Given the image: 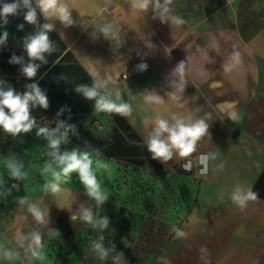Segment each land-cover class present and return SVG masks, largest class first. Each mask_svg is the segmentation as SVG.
Segmentation results:
<instances>
[{
	"label": "crops",
	"instance_id": "0c3cea01",
	"mask_svg": "<svg viewBox=\"0 0 264 264\" xmlns=\"http://www.w3.org/2000/svg\"><path fill=\"white\" fill-rule=\"evenodd\" d=\"M67 4L74 24L64 27L55 22L50 37L57 51L47 57L34 80L25 78L19 65L8 63L13 53L26 58L22 38L34 26L24 21L23 13L9 16V23L0 26V35L9 33L0 46V80L21 92L25 84L39 81L49 108L37 107L32 116L52 126L57 119L67 120L79 132V139L71 137L73 147L82 148L87 142L100 149L104 166L94 167L109 194L132 170L163 174L170 182L166 191L170 188L175 195L166 196L162 211L133 218L137 228L127 238L128 247L118 251L128 264H162L160 257L171 264H264V0H171V14L185 20L173 28L153 19L151 9L133 8L132 0H67ZM19 24H24L22 31ZM107 25L118 31V38L100 31ZM56 59L59 63L53 66ZM138 59L148 64L147 70L121 79V72ZM180 61L185 62V73L172 88L170 74ZM61 73L67 80L59 79ZM94 77L119 88L134 109L132 117L95 112L92 102L74 91L79 84H91ZM145 90H155L164 103L146 101ZM170 92L173 95H167ZM227 105L233 108L222 110ZM63 107L70 113L57 117ZM228 111H236L239 119L231 121ZM156 112L207 116L211 140L205 137L193 156L195 161L201 152L218 154L206 176L195 175L196 167L185 172L180 167L184 161L162 164L151 158L141 121ZM26 166L29 176L20 182V190L0 197V241H13L18 233L40 227L46 247L56 233L50 229L73 224L66 209L75 211L88 197L75 174L71 182L62 183L60 193L46 194L43 185L52 176L45 163ZM2 177L8 184L12 181L8 174ZM236 185L251 186L259 199L241 211L231 200ZM25 195L49 212L47 226H38L26 208L17 205L15 198ZM189 215L191 220L185 223ZM173 225L187 238H176ZM201 247L208 251L204 259Z\"/></svg>",
	"mask_w": 264,
	"mask_h": 264
},
{
	"label": "clouds",
	"instance_id": "9594fccd",
	"mask_svg": "<svg viewBox=\"0 0 264 264\" xmlns=\"http://www.w3.org/2000/svg\"><path fill=\"white\" fill-rule=\"evenodd\" d=\"M171 0H132V7L147 12H153V19L158 18L162 23H168L171 28L180 27L185 24V20L177 15H172L168 5ZM23 13L24 21L34 26V31L22 38L23 51L25 55L13 53L8 61L9 64L19 65L21 74L28 80H34L38 70L42 65L48 63L47 57L57 51L55 42L51 39L50 33L56 30V21L64 27L72 26L74 20L69 10L67 0H0V26L9 23V16H18ZM43 21V22H42ZM18 30L24 29V24L17 25ZM106 36L113 39L118 38V31L111 25L100 29ZM9 33L5 30L0 35V46L7 42ZM239 53H234L238 57ZM59 60L53 62V66ZM148 65L141 63L137 65L139 71H146ZM185 73V62L180 61L170 74L171 87L177 84V78H182ZM60 80H67L61 73ZM74 91L83 99L92 102L95 112L116 114L121 117L130 118L133 115V107L123 99L119 88L113 89L108 86V81L93 78L91 84H79ZM144 99L157 105L163 104L164 99L155 90H145ZM167 95H173L172 92ZM48 109L49 100L47 94L39 86V81L24 85V91H18L14 86L6 81L0 80V130L15 138L21 134H28L35 130L37 137L42 138L45 143V171L50 172L52 179L45 182L43 191L48 194H58L62 191V183H69L73 174L76 175L82 185L88 202L80 203L75 211L69 208V220L73 224L81 222L90 226L91 229L100 233L95 239L90 241L89 252L101 262L110 261L111 264H128L122 251H117L112 243L105 246V235L109 229L110 219L106 215H101L100 210L109 200L108 191L102 186V181L98 178L95 165L104 166L100 160L101 151L93 148L85 142L84 147H63L71 143V137L79 139L77 126L68 123L67 120L57 119L55 127L38 124L32 116L35 108ZM232 109L233 105L222 106V110ZM70 109L61 108L57 112V117ZM199 111V109H197ZM227 117L231 121L239 119L236 111H228ZM71 120V115L68 116ZM144 135V147L153 160L162 164L169 161L180 163V167L185 172H192L197 176H206L209 172L210 161L217 159V153L201 152L196 160L194 154L198 152L199 145L205 137L211 140L209 132L210 124L207 116L196 117L192 113L184 114L174 112L171 115H164L156 112L145 116L141 121ZM222 168L223 165H218ZM4 168L9 179L17 183L8 185L0 176V197L7 198L12 195L13 190H20V182L27 180L29 172L25 161L18 154H9L4 157ZM259 199V193L251 186L236 185L232 190L231 200L241 211L247 208L249 202ZM15 202L21 208H26L38 226H47L50 222L49 212H46L38 204L32 202L28 196H17ZM55 231L60 235L58 230ZM114 231V230H113ZM176 238H187L181 228L172 226ZM128 247L127 239L121 241ZM44 234L40 227L31 228L27 232L18 233L13 241H0V262L4 264H29L30 261H44ZM201 258L208 256L206 248L199 249ZM162 264H171L164 257L158 258Z\"/></svg>",
	"mask_w": 264,
	"mask_h": 264
},
{
	"label": "rangeland",
	"instance_id": "374dc122",
	"mask_svg": "<svg viewBox=\"0 0 264 264\" xmlns=\"http://www.w3.org/2000/svg\"><path fill=\"white\" fill-rule=\"evenodd\" d=\"M38 122V121H37ZM38 124H42L38 122ZM49 127H54L48 125ZM45 141L35 134V130L28 134H21L15 138L0 130V176L7 174L4 168V157L18 154L25 163H45ZM72 148L71 144L66 146ZM124 180L109 194V200L100 210L101 215L110 219L109 229L104 233L105 246L115 244L117 251L124 246L122 238H128L137 226L132 223L133 218L156 214L164 208L166 196H174L170 188L166 191L165 175H151L132 170L127 172ZM166 182V183H165ZM126 185V190L122 185ZM168 184V185H169ZM169 192V193H167ZM164 201V202H163ZM163 203V204H162ZM162 204V205H161ZM185 217V223L191 220ZM131 221L127 222V219ZM60 235L54 237L45 247L46 260L37 264H111L110 261L101 262L89 252L90 241L100 233L94 231L87 224H72L57 229ZM114 230V231H113Z\"/></svg>",
	"mask_w": 264,
	"mask_h": 264
},
{
	"label": "built area",
	"instance_id": "2783aa9c",
	"mask_svg": "<svg viewBox=\"0 0 264 264\" xmlns=\"http://www.w3.org/2000/svg\"><path fill=\"white\" fill-rule=\"evenodd\" d=\"M141 63H146L145 61H143V60H140V59H138V60H136V61H134V62H132L131 64H129L122 72H121V74H120V78L121 79H125V78H128V77H130V76H132V75H134V74H138V73H141V72H143V71H139L138 69H137V65H139V64H141ZM147 64V63H146ZM148 65V64H147ZM13 183H15L14 181H10L9 182V186H11V184H13Z\"/></svg>",
	"mask_w": 264,
	"mask_h": 264
},
{
	"label": "trees",
	"instance_id": "16d2710c",
	"mask_svg": "<svg viewBox=\"0 0 264 264\" xmlns=\"http://www.w3.org/2000/svg\"><path fill=\"white\" fill-rule=\"evenodd\" d=\"M55 127V126H54Z\"/></svg>",
	"mask_w": 264,
	"mask_h": 264
}]
</instances>
